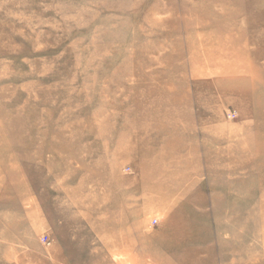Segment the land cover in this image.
I'll return each mask as SVG.
<instances>
[{"label":"rangeland","instance_id":"obj_1","mask_svg":"<svg viewBox=\"0 0 264 264\" xmlns=\"http://www.w3.org/2000/svg\"><path fill=\"white\" fill-rule=\"evenodd\" d=\"M0 264H264V0H0Z\"/></svg>","mask_w":264,"mask_h":264}]
</instances>
